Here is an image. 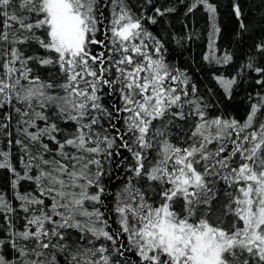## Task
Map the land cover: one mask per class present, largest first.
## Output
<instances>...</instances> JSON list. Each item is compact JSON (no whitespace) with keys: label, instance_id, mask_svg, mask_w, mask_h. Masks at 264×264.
I'll list each match as a JSON object with an SVG mask.
<instances>
[{"label":"snow or ice","instance_id":"6c2138e0","mask_svg":"<svg viewBox=\"0 0 264 264\" xmlns=\"http://www.w3.org/2000/svg\"><path fill=\"white\" fill-rule=\"evenodd\" d=\"M179 3L0 0V264H264V14Z\"/></svg>","mask_w":264,"mask_h":264},{"label":"trees","instance_id":"16d2710c","mask_svg":"<svg viewBox=\"0 0 264 264\" xmlns=\"http://www.w3.org/2000/svg\"><path fill=\"white\" fill-rule=\"evenodd\" d=\"M157 2L158 6H160L162 9L172 6L178 7L177 13L166 16L160 25L154 26L159 31V33L165 37V39H168L170 34L177 36L185 35L187 32L193 29L198 30L200 33H204L206 31V15L201 10H197L191 19H189L184 15L185 7L180 5L179 0H157ZM258 4L259 0H247V7L244 9L245 12L256 19H259L260 16L264 14V10H258ZM219 5L221 11V25L225 29L221 43L224 45V47H227L228 37L235 28L236 22L235 19L228 14L229 10L227 7V0H219ZM185 24L189 26L187 29L185 28ZM249 43H251V41H249ZM204 44L205 39L203 35L191 42H187V48H189L190 51L185 53L183 59L189 62L193 60H199L204 50ZM176 47L177 46L175 44L170 45V48ZM232 47L237 48L234 43ZM177 50L179 51L180 49ZM43 72L44 70L41 69L42 74ZM244 111L245 109L243 108H236L231 114L237 116V118H242Z\"/></svg>","mask_w":264,"mask_h":264}]
</instances>
